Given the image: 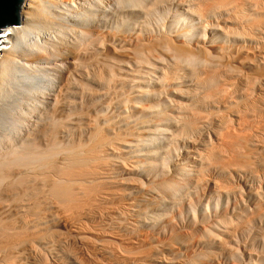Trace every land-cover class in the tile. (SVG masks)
I'll use <instances>...</instances> for the list:
<instances>
[{"label": "bare ground", "instance_id": "6f19581e", "mask_svg": "<svg viewBox=\"0 0 264 264\" xmlns=\"http://www.w3.org/2000/svg\"><path fill=\"white\" fill-rule=\"evenodd\" d=\"M261 4L21 0L0 29V264L242 262L236 233L264 225V183L248 185L264 178ZM204 190L235 222L210 223ZM145 227L203 251L144 255Z\"/></svg>", "mask_w": 264, "mask_h": 264}, {"label": "rangeland", "instance_id": "374dc122", "mask_svg": "<svg viewBox=\"0 0 264 264\" xmlns=\"http://www.w3.org/2000/svg\"><path fill=\"white\" fill-rule=\"evenodd\" d=\"M260 1H262V4H261V5L264 7V1H263V0H257V2H259V3H260ZM172 8H173V7H172ZM172 8H171V11H172V12H171V11L168 12L169 9L166 10V13L163 14V15H164L163 18H160V19L158 20V22L160 21V22H159V25H161V26L164 25V24H161V23H164V22H165V24L167 23L166 25H168L169 23H168L167 21H170V22H171V19L173 18V15H170V14H174V11H175L174 8H173V9H172ZM169 15H170V16H169ZM164 17H167V18H164ZM161 19H162L163 21H161ZM262 179H264V178L260 177V180L258 179V180L255 181L254 183H250V182H248V185H252V186L254 187V188H253L252 186H250V187H252L253 189H257V188L260 189V188H262V191H261V189L258 190L260 193H262L261 196H263V194H264L263 185H262V183H264V182H262V181H263ZM229 180H230V181H229V182H230L229 185L232 184L230 187H231V188H234V187H235L234 190L237 189V190H236L237 193H238V187L241 188V189L239 190V193L237 194L238 196H237L236 201L238 200L239 203H240V202H244V203L247 202V200H246V195H245V194H246V190H245L244 187H242V186H243L242 182H240L239 180L235 181L236 179L233 178V177H231ZM231 181H232V182H231ZM238 181H239V182H238ZM234 183H235V184H234ZM236 183H237V184H236ZM255 183H256V184H255ZM258 183L261 184L262 187L259 188V184H258ZM237 185H238V187H237ZM239 185H241V186H239ZM261 185H260V186H261ZM257 186H258V187H257ZM255 187H256V188H255ZM241 190H242V191H241ZM204 191H205V192H204ZM204 191H202V195H204V196L201 195V196H202V197H201L202 199L200 198L201 203H203L204 205H205L206 203H209V204H208V207H206V208H208V209H207V210L205 209V213L207 212V213L205 214V216H206V215H207V216H210V215H211L212 217H211V216H210V217H211V219L213 220V218H214L213 215L216 214V215H215V218H214V220H213V222H210V218H207V217H206V218L209 219V221H208L206 218H205V220H207L208 222H210V223L213 224L214 221H215V219H216V217H217V214H218V213H221L220 215L218 214V216H219L220 218L226 214L222 219H225L226 217H229V219H230V223L235 222V219H232V217L234 218L235 213H236V212H239L240 209H234V208H238V207H236V206H235L234 208H232V207H233V205H232L233 203H231V202H228V203H227V201H226V202H225V201H220L221 203H220V202L217 203V205H215L216 208L213 209V208H211V207H213L214 205H211V204H214V203H215L214 201H216V199H215V198H211V199H212V202H211V201H210V197H209L210 194H208V190H204ZM203 193H204V194H203ZM206 193H207V194H206ZM242 193H243V194H242ZM244 193H245V194H244ZM205 194H206V197H205ZM241 194H242V195H241ZM207 195H208V197H207ZM239 195L242 196L243 198L240 197ZM204 197H205V198H208L209 200L207 199V200H206L207 202H206L205 200H203ZM263 197H264V196H263ZM240 198H241L242 201H240ZM243 200H244V201H243ZM262 200L264 201V198H262ZM202 201H204V202H202ZM208 201H209V202H208ZM263 201L260 203V205L264 203ZM205 202H206V203H205ZM238 202H237V203H238ZM230 203H231V204H230ZM244 203H243V204H244ZM218 204H220V206H219ZM228 204H229L230 206H229ZM240 204H241V203H240ZM245 204H246V203H245ZM227 205H228L229 207H228ZM263 205H264V204H263ZM263 205L259 207V212H260V213H261V211L264 212V208L261 209V207H263ZM205 206H206V205H205ZM217 206L220 207V209H219ZM222 206H223V207H222ZM197 207H198V206L195 205V208L198 210ZM225 207H226V208H225ZM195 208H194V210H195L194 212L197 211ZM209 208H210V209H209ZM218 209H219V211H218ZM222 209H223V210H222ZM224 209H225V211H226V209H227L228 213H227V211L224 212V213H222V212L224 211ZM228 209H229L230 211H229ZM232 209H233V211H232ZM235 210H236V211H235ZM260 210H261V211H260ZM171 211H172V210H171ZM171 211H170V212H167V213H168V214H167V217H168L169 219H172V216H173L174 213H175V211H173V213H172ZM209 211H210V212H209ZM216 211H218V212L216 213ZM234 211H235V212H234ZM233 212H234V213H233ZM209 213H210V214H209ZM231 213H232V214H231ZM171 214H172V215H171ZM193 214H194V215L196 214V215H195V216H196V219H195V216H194ZM193 214H192V215H193V218L195 219V221H196L197 223L200 222L201 219H200V216L198 215V213L196 212V213H193ZM168 215H169V216H168ZM170 215H171V216H170ZM192 215H191V216H192ZM228 215H229V216H228ZM230 215H231V216H230ZM232 215H233V216H232ZM260 215H261V214H260ZM185 216H186V215H184L182 222H184L185 220H187V219H186L187 217H185ZM261 216H262V215H261ZM219 217H217V218L220 219ZM230 217H231V218H230ZM263 217H264V214H263ZM168 218H167V219H168ZM197 218H198V219H197ZM184 219H185V220H184ZM218 219H216V220H218ZM227 219H228V218H226V220H227ZM233 220H234V221H233ZM231 221H232V222H231ZM201 222H203V221H201ZM204 222H205V221H204ZM204 222H203V224L200 225V226H199V224H201V223H198L197 225H198L199 227L197 226V228H199V229H200V228H201V229H206V228H208V226H210V225H209L210 223L207 224V222H206V223L204 224ZM176 223H177V221H176ZM183 224H184V225H183ZM185 224L188 225L187 222L181 223V225H180V223H177V224H176L177 226L179 225V227H177L176 229L179 230V229L181 228L180 230H182V231L179 230L181 233H180L178 230H176V232L180 233V234L182 235V237L188 236V235L190 234L189 231H190L191 228L188 229L189 227H188V226H185ZM206 224H207V225H206ZM212 224H211V225H212ZM203 225H204V226H203ZM224 225H225V224H224ZM228 225H229V224H228ZM262 225H263V224H262ZM262 225H260V224L257 225L258 228L256 227V228L254 229V233H253V235H248V234H249L248 232H246L247 234L244 233L246 236H245V235H244V236H243V235L241 236L239 233H236V237H234V240H235V241H234L233 243L236 244V245H238L237 242L240 241V242H239V245L241 244L240 247H238L239 245L236 246V245H234L233 243H230V245H229V243L227 242L228 247L230 246V248H232V244H233V248H234V249L236 250V252H238V253H235V250H234L233 248H232V251H233L235 254H238L237 256L240 255V252H242V253L244 252V253H245L246 251H248V252H251V253L253 254V251H254L255 253L253 254V255H254V256H253V260L255 259V260H254V262H255V261L258 259V255H260V253H261V256L264 255V249H262V248H264V246H263L264 243H263V242H262L263 245H262V248H261V244H262V243H261V241H262V239H261L262 237H261V236L264 235V232H263L264 229L262 228V227H264V225H263V226H262ZM201 226H202V227H201ZM259 226H262V227L260 228V229H261L260 232H259ZM186 227H187V228H186ZM203 227H204V228H203ZM145 228H146V227H145ZM145 228H144V229L141 228V231H142V232H141V231L139 232V235L141 236V238H140V236H139V240H140V244H139V245H141L142 247H144L143 245H145V247L147 248V251L144 252V255H145V253L148 252V251H149L150 254H152V253H154L153 251H156V248H157V249H160V248L164 247L166 244H167V246H165V247H168V248L171 249V250H172V247H174L172 251H174V250L181 251V250H179V247H178L179 245H177V243H175L174 241H171V239L169 238L168 235H162V236L160 235V236H159V234L156 232V231H157L156 228H153L155 232H150V230H152L151 228H149V230H148V228H146V229H145ZM183 228H186V229H183ZM257 229H258V230H257ZM262 229H263V230H262ZM145 230H147V231H145ZM152 231H153V230H152ZM183 231H185V232H183ZM186 231H187L189 234L186 233ZM252 231H253V230H252ZM252 231H251V233H252ZM143 232H144V233H143ZM190 232L192 233V231H190ZM256 232H259V233H256ZM140 233H141V234H140ZM183 233H184V234H183ZM185 233H186L187 235H186ZM251 233H250V234H251ZM142 234H143V235H142ZM180 234H179V235H180ZM157 235H158V236H157ZM181 235H180V236H181ZM146 236H148L149 238L146 237ZM156 236H157V237H156ZM249 236H250V239H251L252 237H253V239L250 240V239L248 238ZM254 236H255V237H254ZM153 237H154V238H153ZM237 237H238V238H237ZM259 237H261V238H260V240L258 241L257 238H259ZM263 237H264V236H263ZM143 238H144V240H141V239H143ZM166 238H167V240H166ZM245 238H246L247 241H248V244H246V245H248V247L251 248L253 251H252L251 249H250L251 251L248 250V247L245 245V243H247V241H246ZM145 239H146V243H145ZM169 239H170V240H169ZM195 239H196V238H195ZM242 239H243V240H242ZM147 240H148L150 243L147 242ZM168 240H169V241H168ZM237 240H238V241H237ZM255 240H256V241H255ZM141 241H142V242H141ZM166 241H167V242H166ZM236 241H237V242H236ZM244 241H245V242H244ZM253 241H254V243L250 244V243L253 242ZM143 242H144V243H143ZM159 242H160L161 245L159 244ZM165 242H166V243H165ZM173 242H174L175 244H174ZM235 242H236V243H235ZM243 242H244V243H243ZM256 242H257V243L259 242L258 244H260V243H261V244L258 245ZM163 243H164L165 245H164ZM255 243H256L257 245H256ZM148 244H149V245H148ZM156 244H159V247H157L158 245H156ZM162 244H163V246H162ZM168 244H169V245H168ZM242 244H243V245H242ZM249 244H250V246H249ZM253 244H254V245H253ZM146 245H147V246H146ZM150 245H151V247H150ZM153 245H155L156 247L153 246ZM170 245H171V246H170ZM252 245H253L254 247H253ZM255 245H256V246H255ZM235 246H236V247H235ZM243 246H244V247H243ZM245 246H246V247H245ZM258 246H259V247H258ZM145 247L143 248L144 250H146ZM148 247H149V248H148ZM154 247H155V248H154ZM194 248L196 249V247H194ZM194 248L191 249V250H192L191 252L188 250L190 253L187 252V251H183V250H182V251H183V252L181 251V256L183 257L182 260H185L186 258H188L187 255L189 256V255L196 254V253H202V251H203V250H201V247H198V248L196 249L197 252L195 251L196 253H194V252H193V251L195 250ZM199 248H200V249H199ZM237 248H238V249H237ZM244 248H246V250H244ZM258 248H259V251L257 252V253H258V254H257L256 251L258 250ZM239 249H240V250H239ZM261 249H262L263 252H260ZM152 250H153V251H152ZM199 250H200V251H199ZM243 250H244V251H243ZM186 253H187V254H186ZM242 253H241V254H242ZM244 253H243V254H244ZM147 254H148V253H147ZM150 254H148V255H150ZM161 254L164 255V257H163V255L161 256V257H163L162 259H166V258H167V257L165 256V253H164V252H162ZM243 254L240 255V257L242 256L241 259H240V261H241L242 259H243V261H242V262L237 261V263H238V262L241 263V264L244 263V261H245V255L243 256ZM255 254H256L257 259L254 258V257H255ZM185 255H186V256H185ZM261 256H259V257H261ZM184 257H185V258H184ZM201 257H202V256H201ZM203 257H204V256H203ZM263 257H264V256H263ZM205 258H206V257H205ZM205 258H203V260H204ZM217 258H218L219 260H218ZM217 258H216V256H215V258H214L215 260L213 259V260H212V263H210V264H236V263H235V262H236L235 260H232V262H231V261L228 262V260H226V259L224 260L223 258H220V257H218V256H217ZM259 259H260V258H259ZM262 259L264 260V258H262ZM262 259H260V260L262 261ZM203 260H200V261H203ZM260 260H257V261H260ZM200 261H198L197 264H198V263L202 264V262H200ZM206 261H210V260L206 258ZM206 261L204 260L203 263H204V262L206 263ZM213 261H214V263H213ZM257 261L255 262L256 264H257ZM210 262H211V261H210ZM207 263H208V262H207ZM239 263H238V264H239ZM208 264H209V263H208ZM258 264H264V262H263V263H259V262H258Z\"/></svg>", "mask_w": 264, "mask_h": 264}, {"label": "water", "instance_id": "95a60500", "mask_svg": "<svg viewBox=\"0 0 264 264\" xmlns=\"http://www.w3.org/2000/svg\"><path fill=\"white\" fill-rule=\"evenodd\" d=\"M21 0H0V29L18 23L17 10Z\"/></svg>", "mask_w": 264, "mask_h": 264}]
</instances>
